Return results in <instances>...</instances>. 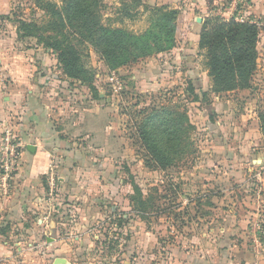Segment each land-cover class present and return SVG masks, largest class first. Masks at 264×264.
<instances>
[{"label":"rangeland","instance_id":"rangeland-1","mask_svg":"<svg viewBox=\"0 0 264 264\" xmlns=\"http://www.w3.org/2000/svg\"><path fill=\"white\" fill-rule=\"evenodd\" d=\"M47 2L55 4L58 8L69 7L82 12H85V8L89 6L93 28L97 24L102 28L123 30L134 36L156 32L154 24L161 16L156 9L162 8V13L176 9L169 8L163 0H97L95 4L91 0H0L1 21H3V27L0 30L4 36L13 37L19 44V49L37 48L39 53L44 52L49 55L50 51L45 48V41L69 38L79 53L85 70L94 79L88 87L89 90L84 88L85 91L80 92H83L80 95L83 104L86 106L93 101L101 111L109 109V117L112 120L109 121L111 123L104 120V125L112 128L113 137L120 140L117 142L120 143L121 150H117L118 154L114 156L113 163L111 165L108 163L109 169L112 170L110 176H113L110 178L116 180L114 190H118L119 198L123 199L124 197L120 194H124V187L126 190L129 188L132 193L129 196L126 195V198L130 197V205L134 192L137 197V193L140 192L145 202L144 207H139L134 202L135 209L131 205L132 212L140 220L133 217L123 218L119 211V204L114 203L113 200L106 203L103 193L100 192L98 198L100 202H97L96 206L100 208L103 215L93 225L87 227L85 236L89 240L90 248L85 250H77L79 245L77 248H71L73 243L78 244L79 241L75 240V235L68 237L69 233H74L72 219L64 223L60 222L59 224L62 225L59 231L60 237L70 246L71 252H75L74 264H159L158 260H162L163 264H170L172 250L180 246L182 240L200 241L203 238L208 239L222 234L223 232L219 229L223 227L226 217L233 211L245 210L252 213L249 216V224H257L262 231L260 235L263 236L264 172L263 180L258 181L253 176L255 171L232 167L238 154L237 145H235L238 138L232 129L233 126L235 123L239 125L242 122H251L249 119L247 121L241 118V115H246L250 108L255 109L257 116L264 110V103H259V100L256 103L254 100L255 98L263 99L260 96L264 93L258 86L254 87L253 92L256 97H253L252 102L246 103L250 96H241L240 92L250 88L256 69L251 77L249 88L233 91L234 93L229 92L230 95L225 92L212 93V89H209L208 93L204 92L206 97L202 101L191 103L192 98L186 93L190 83L199 94L207 89L202 83L204 73H207L204 66L205 58H201V56L204 57V50L199 49V53L193 56L197 64L195 67L199 70L196 72L187 71L184 65L169 66L166 68L167 71L164 70L165 76H160L158 70L163 64L164 55L169 51L153 52L145 57H131L125 67L111 71L101 57L102 50L93 44L95 37L92 38L83 29L86 20L82 16H70L63 21L62 25L55 23L56 19H52L49 10L44 7ZM201 22L203 24L202 20ZM54 24L57 25L54 27ZM24 35L25 37H21ZM52 74L57 76L58 80L64 79L58 68ZM113 76L121 86L117 93H114L112 89ZM196 81H200V86L195 83ZM258 84L261 85L260 82H257ZM216 97L225 98L232 105L227 116L228 120L222 121L224 131L215 140L225 142L222 156L219 158L223 161L222 167L213 173L210 172L215 179L206 183L204 179L207 178V170L200 160H205L207 152L204 145L211 139L196 129L191 118L194 106L199 104L203 106ZM244 98L246 100H243ZM78 107L83 106L78 104ZM164 111L172 113L173 123H177L179 128L183 124V128H180L182 132L180 142L177 145L171 142V145L164 147L170 149H168L169 153L166 150L169 165L161 169L155 167L151 160L143 134L146 135L145 129L154 113ZM68 114L66 126L70 128V115L73 114L76 117L78 115L69 109ZM162 116L165 115H160L159 118ZM186 117L189 124L186 122ZM168 122L170 123L169 120ZM121 155L128 158H123ZM51 158L53 160V155ZM55 159L58 160L57 157ZM56 171H58L57 168ZM110 178L105 179V186L111 182ZM0 202L3 203L1 196ZM134 222H140L142 228L148 232L149 238L152 239L147 250H143V247L136 242L139 237V228L134 226ZM122 223L125 227L131 225V240L134 247L131 249V258L127 257L123 245L125 242L119 235L120 229L123 228V225L121 227L119 225ZM21 245L18 253L30 252L34 256L31 255L32 261L25 257L24 262L22 256L18 255L15 260L9 259L0 264H45V261L43 262L33 252L39 253L41 248L32 251L33 248L27 247L26 243ZM199 248L201 249L202 246L199 245L195 249L199 250Z\"/></svg>","mask_w":264,"mask_h":264},{"label":"crops","instance_id":"crops-1","mask_svg":"<svg viewBox=\"0 0 264 264\" xmlns=\"http://www.w3.org/2000/svg\"><path fill=\"white\" fill-rule=\"evenodd\" d=\"M226 1L228 2V0H163L169 8L179 11V15L176 20L175 49L164 55L163 64L158 70L160 76H165L164 70L167 71L166 68L169 66L184 65L187 71H199L195 67L197 64L193 56L199 53L198 35L202 26L201 20L210 14L217 15L225 7ZM244 15L260 28L261 36L257 45L258 58L251 86L248 90L240 92L241 96H250L248 100L243 99L246 103L254 100L256 103L258 100L259 103H264V95L260 96L263 99H256L253 92L254 87L258 86L264 93V0H246ZM1 18L0 11V28L3 27ZM18 46L13 37L4 36L0 30V120L8 122L25 146L20 170L9 181V195L3 199V203L0 202V231H5L4 235H0V263L9 259L15 260L18 255L22 256L24 262L25 257L32 261L33 255L30 252L18 253L21 244L26 243L27 247L33 248L32 251L41 248L42 253L33 252L43 262L45 261V264L48 262L52 264L54 259L60 257L65 258L66 264H74L75 252H71L70 246L61 239L60 222L72 219L74 233H69L68 237L75 235V240L79 241L78 244L73 243L71 248H77L79 245L77 250H85L90 248L89 240L85 236L87 227L93 225L103 215L96 206V203L100 202L98 200L100 192L103 193L106 203L113 200L119 204L123 218H132L126 206L128 202L130 203V197L126 198V195L129 196L132 191L124 187V194H120L124 198H119L118 190H114L116 180L110 178L113 176H110L112 170L109 167L114 156L118 154L120 143L117 141L120 140L113 137L112 128L104 125V120L108 123L112 120L109 117V109L101 111L93 101L84 106L80 96L83 92H80L85 90L75 81L72 82L74 90L56 86L52 75L57 68L54 56L50 53L49 55L39 53L37 48L21 50ZM257 82L261 85H257ZM195 83L199 86L201 84L200 81ZM202 83L207 89L200 94L195 90L199 101L206 97L204 92L208 93L211 88V81L206 72ZM78 104L83 107H78ZM231 105L227 99L216 97L203 106L200 104L194 106L191 118L193 125L211 139L208 144L205 143V148L202 147L207 152L204 159L217 161H210L213 165L206 171L207 178L204 179L206 183L215 179L210 172L213 173L222 167L223 161L219 158L222 156L225 142L215 140L224 131L222 121L228 120ZM68 109L78 115L77 117L73 115L74 113L70 115V128L66 126ZM254 110L250 108L246 115H241L243 120L249 119L251 122H242L239 125L235 123L232 128L238 138L235 144L238 154L232 167L250 172L264 168V145L259 133L257 112ZM52 155L58 169L59 197L69 200L72 204L68 216L59 222L48 218L51 216L52 205L45 199L46 168ZM202 165L207 167L206 163ZM106 178H110L111 182L105 186ZM250 214L252 213L245 210L231 212L230 216L224 219L223 227L219 229L223 232L220 235L203 238L200 241L182 240L180 246L172 250L169 263L264 264V235L258 239L259 245H254L252 241L255 238L254 225H250L248 221ZM133 224L139 228L136 242L143 250H147L152 239L140 222ZM121 226L123 228L120 229L119 235L125 242L123 245L127 257L131 258V249L134 248L131 225L125 227L122 223L119 227ZM199 245L202 248L195 249ZM158 262L163 264L162 260Z\"/></svg>","mask_w":264,"mask_h":264},{"label":"trees","instance_id":"trees-1","mask_svg":"<svg viewBox=\"0 0 264 264\" xmlns=\"http://www.w3.org/2000/svg\"><path fill=\"white\" fill-rule=\"evenodd\" d=\"M91 1L94 4L97 3V0ZM44 7L49 10L52 19H56L55 23L61 25L70 16H82L86 20L83 29L92 38L95 37L93 44L102 50L101 57L111 71L125 67L131 57H145L153 52H166L175 49L176 20L179 15L177 10H167L162 13V8L156 9L157 13H161V16L154 24L156 32L134 36L123 30L102 28L97 24L93 28L89 6L85 8V12L75 8L72 10L69 7L58 8L55 4L49 2L44 4ZM56 25L54 24V27ZM260 36V28L256 24L237 23L234 20L225 21L215 14H210L204 18L198 35V47L204 50V66L207 70V76L211 80L210 90L212 89V93H229L249 88L251 77L256 69L257 45L260 41ZM21 37H25V35ZM45 48L54 56L56 67L64 77L63 80H58V77L52 74L54 75L53 81L56 82L57 87L64 86L69 90H74L72 82L75 81L80 83L79 87L89 90L88 87H90L94 79L85 70L80 55L71 44L69 38L47 40L45 41ZM186 93L192 98L191 103L198 101L195 88L191 83L188 85ZM160 115L165 116L159 118ZM173 118L174 115L167 111L154 113L147 129H145L147 136L143 134L145 145L148 144L146 150L149 152L151 160L156 165L155 167L161 169L169 165V158L166 152L169 148L164 147L168 144L171 145V142L177 145L181 140L182 132L180 128H183V124L179 128L177 123H173ZM257 119L259 133L264 145V110L258 114ZM217 155L219 156V154ZM200 161L201 164H207L206 170L212 167L213 163L211 162H217L214 159H201ZM137 194L138 197L136 192L131 197L132 207L134 208V202L139 207H144L145 202L142 195L140 192ZM131 205L129 202L126 205L129 208L128 212L130 211L132 215L131 217L134 219L139 218L132 212ZM69 207L72 208L69 200L55 196L53 198V214L49 219L59 222L68 216ZM4 233L5 231L1 230V234L4 235Z\"/></svg>","mask_w":264,"mask_h":264},{"label":"built area","instance_id":"built-area-1","mask_svg":"<svg viewBox=\"0 0 264 264\" xmlns=\"http://www.w3.org/2000/svg\"><path fill=\"white\" fill-rule=\"evenodd\" d=\"M246 0H228L225 7L217 14L225 21L234 20L237 23H250L247 17L244 15V5ZM114 74V73H113ZM113 82L112 89L114 93H117L121 86L119 81L111 78ZM25 149L24 144L19 140L17 135L13 132L8 122L0 120V196L6 199L9 195V181L20 170L21 156ZM254 172V171H253ZM263 169H259L254 172L253 176L262 181ZM46 194L45 199L48 204H51V215L53 214V198L58 194V182L56 161L50 159L46 168ZM50 217V216H49ZM48 217V218H49ZM253 233L255 238L252 240L254 245H259L258 239L262 237V231L257 224H253ZM264 234V233H263Z\"/></svg>","mask_w":264,"mask_h":264},{"label":"water","instance_id":"water-1","mask_svg":"<svg viewBox=\"0 0 264 264\" xmlns=\"http://www.w3.org/2000/svg\"><path fill=\"white\" fill-rule=\"evenodd\" d=\"M48 241H51L50 239H48ZM52 264H66V260L65 258H56L53 260V263Z\"/></svg>","mask_w":264,"mask_h":264}]
</instances>
